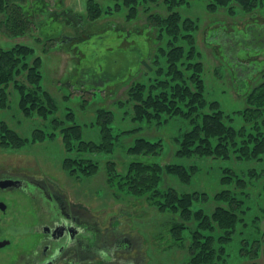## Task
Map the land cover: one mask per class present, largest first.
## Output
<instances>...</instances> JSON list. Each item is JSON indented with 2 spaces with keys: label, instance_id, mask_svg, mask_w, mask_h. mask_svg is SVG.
Wrapping results in <instances>:
<instances>
[{
  "label": "trees",
  "instance_id": "obj_1",
  "mask_svg": "<svg viewBox=\"0 0 264 264\" xmlns=\"http://www.w3.org/2000/svg\"><path fill=\"white\" fill-rule=\"evenodd\" d=\"M106 1L104 6L100 0L86 1L89 21L120 11H124L126 21H134L142 12L146 15L145 26L153 30L156 41L149 61L151 70L145 69L143 80L128 86L126 100H118L124 105V117L139 124L132 130H121L122 133L140 131L144 125L163 126L171 119L184 125L173 138L178 162L155 161L164 152L162 139L138 137L127 148V153L137 158L124 171H118L114 161L105 162V184L117 197V193L145 197L150 207L169 213L165 247L187 244V264H235L229 260L233 247L243 259H264V204L255 206L250 191L253 184L261 190L264 187V72L244 93V105L227 112L219 101L207 98L196 38L199 23L180 13V7L194 0ZM25 3L26 0H0V31L4 36L18 38L35 33L34 16ZM233 4L250 13L263 8L264 0H205L206 9L212 12L223 8L233 13ZM152 5H160L166 14L153 12ZM40 69L41 60L34 56L31 47L15 44L0 48V146L19 149L60 135L64 150L71 155L61 159L62 169L71 178L91 177L99 170V161L93 156L111 153L121 136L114 133L118 115L114 110L97 109L98 139H84L73 113H66L65 120L57 117L58 105L42 87ZM11 89L17 93V111L26 119L38 116L48 121L49 132L36 127L29 137H23L9 127L1 114L11 107ZM89 92L91 96L95 94L91 89ZM90 94L84 97L80 93L82 102L84 98V103H88ZM201 157L226 160L217 166L220 188L208 193L164 185L165 177L171 175L189 186L191 176L200 169L199 162L180 161Z\"/></svg>",
  "mask_w": 264,
  "mask_h": 264
},
{
  "label": "rangeland",
  "instance_id": "obj_2",
  "mask_svg": "<svg viewBox=\"0 0 264 264\" xmlns=\"http://www.w3.org/2000/svg\"><path fill=\"white\" fill-rule=\"evenodd\" d=\"M86 1L26 0L25 5L34 16L35 33L9 38L0 31V48L22 44L33 49L34 56L41 60V85L58 105L57 117L65 120L66 113H73L74 122L81 126L84 139H98L95 111L99 108L114 110L118 115L114 133H121V136L117 137L111 153L93 156L99 161V170L88 178H71L62 169L61 159L71 155L64 150L60 135L44 142L28 143L19 149L0 146V169L56 179L70 191L74 202L87 207L88 219L95 222L99 229L113 230L120 237L127 238L129 250L113 254L112 264H187L190 255L187 244L174 245L170 249L165 247L167 243L163 238L166 236L169 213L158 212L150 207L145 197L134 198L118 193L117 197L105 184V162L114 161L117 170L124 171L127 164L137 158L129 155L127 148L138 137L162 139L164 152L155 161L162 164L179 161L174 155L176 147L173 138L178 128L184 125L182 122L171 119L163 126L144 125L140 131H121L139 126L131 122L128 116L124 117V105H120L118 100H126L128 86L133 81L143 80L145 69L151 70L149 61L156 50L153 30L145 26L146 15L142 12L134 21H126L124 11H120L104 14L91 22L86 17ZM100 3L104 6L107 1L100 0ZM233 5V13L223 8L209 11L205 7V0H194L180 7L182 15L192 16L199 23L196 38L204 65L207 98L219 101L227 112L244 105V93L260 80L264 72V7H257L247 13L237 4ZM151 10L166 14L160 5H152ZM64 38L71 40L64 41ZM89 89L95 92L93 96ZM80 93L84 97L90 94L88 103H84V98L82 102ZM16 100L17 93L11 89V107L1 114L10 128L17 130L23 137H29L31 130L36 127H41L45 132L50 131L48 121L38 116L24 118L17 111ZM193 160L199 162L200 169L192 173L189 186L180 184L171 175L165 177L164 185L183 191L211 193L220 188L217 166L226 160L201 157L196 160L186 158L180 162ZM253 185L250 191L253 192L255 206L264 204V187L261 190L256 184ZM9 206L11 211L15 209L14 205ZM8 215L10 217L11 213ZM261 228L264 230V223ZM113 231L110 232L114 234ZM20 241L21 238L13 239L12 246L5 250L4 256H11ZM231 253L229 260L235 264H264L262 257L253 262L239 257L235 247ZM89 258L83 264H111L100 256Z\"/></svg>",
  "mask_w": 264,
  "mask_h": 264
},
{
  "label": "flooded vegetation",
  "instance_id": "obj_3",
  "mask_svg": "<svg viewBox=\"0 0 264 264\" xmlns=\"http://www.w3.org/2000/svg\"><path fill=\"white\" fill-rule=\"evenodd\" d=\"M88 218L87 207L56 179L0 169V264H83L91 256L112 264L113 254L129 250L127 238ZM16 238L20 245L4 256Z\"/></svg>",
  "mask_w": 264,
  "mask_h": 264
},
{
  "label": "water",
  "instance_id": "obj_4",
  "mask_svg": "<svg viewBox=\"0 0 264 264\" xmlns=\"http://www.w3.org/2000/svg\"><path fill=\"white\" fill-rule=\"evenodd\" d=\"M143 65H145V67H147V68L150 70V68H149L145 63H143ZM5 244H6V243H3V242L0 243V247H1V246H4Z\"/></svg>",
  "mask_w": 264,
  "mask_h": 264
}]
</instances>
